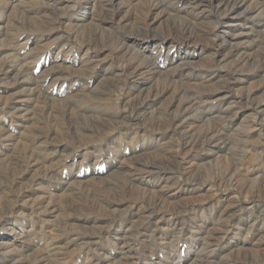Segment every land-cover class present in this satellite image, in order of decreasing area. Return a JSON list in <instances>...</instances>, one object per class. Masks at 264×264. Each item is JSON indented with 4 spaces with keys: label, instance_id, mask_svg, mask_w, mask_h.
<instances>
[{
    "label": "rangeland",
    "instance_id": "1",
    "mask_svg": "<svg viewBox=\"0 0 264 264\" xmlns=\"http://www.w3.org/2000/svg\"><path fill=\"white\" fill-rule=\"evenodd\" d=\"M0 264H264V0H0Z\"/></svg>",
    "mask_w": 264,
    "mask_h": 264
},
{
    "label": "bare ground",
    "instance_id": "2",
    "mask_svg": "<svg viewBox=\"0 0 264 264\" xmlns=\"http://www.w3.org/2000/svg\"><path fill=\"white\" fill-rule=\"evenodd\" d=\"M189 1V0H188ZM192 1V0H191ZM195 1H199V0H195ZM235 1V0H234ZM243 1V0H242ZM203 2V1H202ZM217 2H218V5L219 4H221V5H225V4H229L230 5V3L232 2L233 3V0L231 1V0H217ZM189 3V2H188ZM195 4V3H194ZM197 4H199V3H197ZM232 5V4H231ZM159 6V5H158ZM235 6V5H234ZM195 7V6H194ZM224 7V6H223ZM229 7V6H228ZM231 7V6H230ZM229 7V8H230ZM220 8H222V7H220ZM226 8H227V6H226ZM231 9V8H230ZM229 9V10H230ZM226 10V9H225ZM228 10V11H229ZM113 11V10H112ZM156 11V10H155ZM227 11V12H228ZM231 11V10H230ZM110 13V12H109ZM108 14V13H107ZM99 16V15H98ZM119 17V16H118ZM120 20V19H119ZM206 28V27H205ZM186 29V28H185ZM185 29H183L182 31H185ZM186 32V31H185ZM184 33V32H183ZM174 44V43H173ZM153 64V63H152ZM146 70V69H145ZM148 171V170H147ZM241 210V209H240ZM224 216V215H223ZM223 223V222H222Z\"/></svg>",
    "mask_w": 264,
    "mask_h": 264
}]
</instances>
